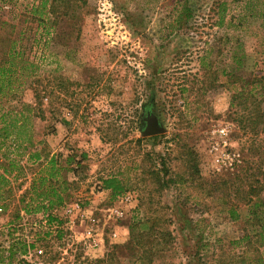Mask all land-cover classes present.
Here are the masks:
<instances>
[{
	"label": "rangeland",
	"instance_id": "obj_1",
	"mask_svg": "<svg viewBox=\"0 0 264 264\" xmlns=\"http://www.w3.org/2000/svg\"><path fill=\"white\" fill-rule=\"evenodd\" d=\"M73 1L71 16L40 25L31 14L39 0H0V62L8 39H19L22 59L35 65L0 97V112H24L33 131L32 146L0 149L8 219L23 209L57 214L55 239L38 241L42 264H264L243 197L251 183L264 185V122H240L264 114V101L236 96L240 77L264 75L263 18L230 23L264 13V0L249 10L248 0ZM151 101L163 132L145 136ZM70 155L64 201L33 210L48 187L34 191L41 169ZM112 175L127 187L116 198L101 189ZM142 222L151 231L131 250V226ZM23 247L0 251V264H21Z\"/></svg>",
	"mask_w": 264,
	"mask_h": 264
},
{
	"label": "trees",
	"instance_id": "obj_2",
	"mask_svg": "<svg viewBox=\"0 0 264 264\" xmlns=\"http://www.w3.org/2000/svg\"><path fill=\"white\" fill-rule=\"evenodd\" d=\"M37 1V0H35ZM238 1V0H236ZM255 0L247 1V10L250 9V5H252ZM39 4H33L31 9V14L38 18L40 25H45L47 20L51 17V14H57L59 16H71V12L69 8L74 7L73 0H39ZM62 8V11H59ZM226 9L223 10V14ZM181 14V13H180ZM48 16V17H47ZM50 16V17H49ZM260 16L262 19V26L264 27V13L255 14L248 11V14H244L241 16L233 17L230 19V23L237 22L240 26L243 21L248 17ZM57 20V18H55ZM225 20L224 16L220 19V24H223ZM45 34L47 36L50 35L49 29H45ZM36 40V39H35ZM50 39H44L45 46L48 45ZM39 41V40H36ZM19 43V39H8L9 47L7 50L3 52V56L5 57L2 62H0V97L16 91V83H19L21 77L29 74L31 68L35 65L33 63H29L26 60H23L24 50L17 44ZM236 59L237 68L244 66V55L234 56ZM38 67L36 66L32 69V72L37 71ZM231 76L236 75L235 71L231 72ZM241 79V90L238 91V96L240 99L245 100L246 102L249 99L260 100V102L264 101V92L258 94L260 87L264 89V75L262 76H252V78ZM251 84V87L248 85ZM262 85V86H261ZM259 95V96H258ZM44 95L40 91H38L35 95V98L42 101ZM261 98V99H260ZM261 102V103H262ZM28 106V105H27ZM145 110H150L151 112H155L154 105L152 101L144 106ZM30 110V107H29ZM259 111V110H258ZM148 113V112H147ZM147 114H145L146 116ZM158 116V115H157ZM248 118H243L244 127L251 125L254 129L258 128V126L264 122V114H259L258 116H247ZM31 118L27 116L24 112H19L16 114H12L7 111L4 113L0 112V149L10 141L11 144H17L18 147L27 148V145H33V136L32 129L30 127ZM245 121V122H244ZM145 123V120H143ZM86 157V154L83 153V158ZM31 159H40L41 156L39 153H33L30 157ZM74 162V155H70L67 157L64 164L56 159V157H51L48 159L46 165L41 169V175L37 177L36 181L33 183L34 191L37 192L38 189H42L45 185L48 184L47 190H43V192L36 193L38 198H41V204H38L35 211H39L41 209H46L47 207H53L54 205H60L64 200L62 197V193L67 190L66 180L63 178V170L70 171L73 170L71 165ZM79 165V162L77 163ZM3 179H5L4 175H1ZM53 182L63 184L61 188L57 187ZM102 185L101 189L105 191L112 192V198H116L117 196L124 193L127 187L122 183V181L115 175L105 177L101 179ZM255 182V181H253ZM248 190H245L243 193V197L245 198V204L249 206V218L248 223L252 227L253 233L255 236L259 238V240L264 244V185L260 187L251 183ZM45 201L48 202V206L43 204ZM31 211L30 209H28ZM231 217L233 219H237L239 217L238 213L235 209H231ZM137 230L138 233H134ZM151 231V228L147 225V223H135L131 226V240L125 244L129 249L133 250L135 246L140 245L143 240V232ZM251 234L245 235L241 238L240 241H246L250 239ZM137 240L139 242H137ZM141 241V242H140ZM120 247L115 245L114 248L117 249ZM25 250V246L23 247V251ZM114 257V253L112 254ZM260 264V260H259Z\"/></svg>",
	"mask_w": 264,
	"mask_h": 264
},
{
	"label": "built area",
	"instance_id": "obj_3",
	"mask_svg": "<svg viewBox=\"0 0 264 264\" xmlns=\"http://www.w3.org/2000/svg\"><path fill=\"white\" fill-rule=\"evenodd\" d=\"M220 133L224 135L225 129H221ZM235 162L231 158L229 165H234ZM56 216L57 214L53 213V210L35 213L23 209L16 219L10 220L6 204L0 199V251L10 254V250L17 246L19 241H22L25 250L19 252L17 261L21 264H42L39 257L43 251L38 241L55 239L62 224L59 217Z\"/></svg>",
	"mask_w": 264,
	"mask_h": 264
},
{
	"label": "water",
	"instance_id": "obj_4",
	"mask_svg": "<svg viewBox=\"0 0 264 264\" xmlns=\"http://www.w3.org/2000/svg\"><path fill=\"white\" fill-rule=\"evenodd\" d=\"M144 120L145 128L143 130V135L152 136L163 132V127L160 123V120L154 113H150L144 118Z\"/></svg>",
	"mask_w": 264,
	"mask_h": 264
},
{
	"label": "flooded vegetation",
	"instance_id": "obj_5",
	"mask_svg": "<svg viewBox=\"0 0 264 264\" xmlns=\"http://www.w3.org/2000/svg\"><path fill=\"white\" fill-rule=\"evenodd\" d=\"M150 113H152V112H148L147 115H146V117H147Z\"/></svg>",
	"mask_w": 264,
	"mask_h": 264
}]
</instances>
